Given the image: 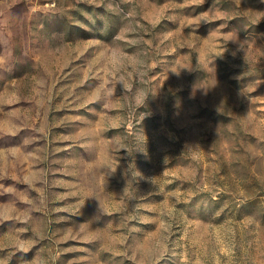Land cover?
Listing matches in <instances>:
<instances>
[{
	"label": "rangeland",
	"instance_id": "374dc122",
	"mask_svg": "<svg viewBox=\"0 0 264 264\" xmlns=\"http://www.w3.org/2000/svg\"><path fill=\"white\" fill-rule=\"evenodd\" d=\"M0 264H264V0H0Z\"/></svg>",
	"mask_w": 264,
	"mask_h": 264
},
{
	"label": "clouds",
	"instance_id": "9594fccd",
	"mask_svg": "<svg viewBox=\"0 0 264 264\" xmlns=\"http://www.w3.org/2000/svg\"><path fill=\"white\" fill-rule=\"evenodd\" d=\"M109 55L110 56L115 55L118 58V60L120 61V63L125 64V65L135 66L138 63V59L136 57L129 58L126 53H124L122 50H119V49H112L111 53ZM108 58L109 57L106 56V59H108ZM141 92H142V90H137V95H140Z\"/></svg>",
	"mask_w": 264,
	"mask_h": 264
}]
</instances>
